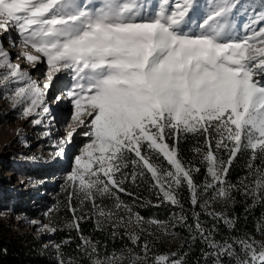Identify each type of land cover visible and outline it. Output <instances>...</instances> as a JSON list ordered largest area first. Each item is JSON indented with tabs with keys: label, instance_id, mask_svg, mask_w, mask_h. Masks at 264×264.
<instances>
[{
	"label": "snow or ice",
	"instance_id": "snow-or-ice-1",
	"mask_svg": "<svg viewBox=\"0 0 264 264\" xmlns=\"http://www.w3.org/2000/svg\"><path fill=\"white\" fill-rule=\"evenodd\" d=\"M238 4L239 0H209L203 19L195 24L198 31H193L189 14L194 0H157L155 5L149 0H0V30L14 29L26 49L25 61L46 62L48 69L41 85L0 45V69L6 70L0 84H18L11 100L22 118L35 116L31 123L42 124L50 113L46 97L54 77L62 71L71 77L66 90L52 98L54 103L67 98L73 108L66 125L70 130L53 156H64V145L72 142L78 129L88 137L64 186L71 189L68 228L80 233V223L94 215L98 230L110 225L115 237V230L122 227L132 245L141 239L139 232L129 230L133 226L152 235L144 226L154 225L174 235L175 223L186 224V218L146 220L121 200L119 193L134 195L124 185L150 180L164 201L181 209L182 186L194 207L208 208L217 200L233 202L237 186L227 176L242 151L250 153L252 186L242 181L240 190L254 203L264 202V0L240 38L233 24ZM189 135L203 137L204 148L193 149L210 177L203 185H197L193 175L200 169L181 157V140ZM221 149L228 153L226 160L218 155ZM257 159L260 166L254 163ZM73 197L79 208L73 206ZM105 199L112 204L104 205ZM86 202L92 206L91 214L83 212ZM56 210L50 208L44 215L50 217ZM207 214L235 227L229 216ZM194 219L192 239L198 236L211 249L204 253L206 261L264 264V241L244 236L220 242L214 239V229L202 225L199 213ZM28 223L38 231L58 230L38 220ZM257 231L264 235V218ZM80 239L86 264H185L182 257L168 255L150 261L147 242L143 255L127 247L102 254L99 242L82 234ZM56 249L59 264H83L65 261L60 245Z\"/></svg>",
	"mask_w": 264,
	"mask_h": 264
},
{
	"label": "trees",
	"instance_id": "trees-1",
	"mask_svg": "<svg viewBox=\"0 0 264 264\" xmlns=\"http://www.w3.org/2000/svg\"><path fill=\"white\" fill-rule=\"evenodd\" d=\"M194 147L204 148L203 137L189 135L183 138L180 143V153L186 163L200 169L199 172H194L193 175L197 185H203L205 179H210V177H207L206 165L201 161V157L193 151ZM218 155L225 160L228 157V153L223 149ZM249 158L250 153L242 151L237 155L229 169L227 180L237 186L232 192L233 202L217 200L212 202L211 207L208 208H202L199 204L194 207L191 204L190 193L186 186H182L178 190L182 209L164 201L163 196L155 197L154 189L143 186V184L137 186L127 183L124 187L134 195L129 196L124 193H119V195L125 203L133 204L134 212L139 213L145 219L153 217L161 221L175 222L174 217L183 215L186 218V224L175 223L173 228L175 257H182L185 264H212V258L206 261L204 257V253L210 252L211 249L198 236L196 240L192 239L195 234L194 213H199L200 221L206 229H214L213 236L217 241L227 240L231 242L236 237L244 236H251L257 241H264V235L257 231L258 221L264 218L261 203H254L251 195H245L240 190L243 187L242 181L244 184H248L249 187L252 186V178L249 177L247 167ZM254 163L257 166L261 164L259 159ZM44 172L41 169H34L32 174L37 177L33 178L37 181L47 180L48 178L51 181V177H42ZM245 177L249 178L245 180ZM43 188L48 187H39L35 190L16 194L12 208L17 216H24L29 220L41 219L43 222H47L50 227L58 229L55 233H51L49 247H44V238L34 234L31 230L17 232L10 227L4 229V223L0 221V264H58L59 257L56 245H60V253H62V258L65 261L76 260L86 264L78 247L81 244V234L99 242L101 253L132 247L123 228L115 230L117 232L115 237L112 235L113 229L110 228V225H105L103 230H98L94 215H92V218L85 219L80 223V233L74 228H68L67 224L72 220V213L67 207V196L68 191L71 189L65 190V187L62 190L58 189L59 191H54L56 197H43L38 203L39 199L37 198L39 197L37 196L45 190ZM209 191L211 192V190ZM2 201L5 200L0 198V204ZM202 202L203 200H201ZM103 203L110 206L112 201L105 199ZM72 204L74 207H80L79 201L75 197H73ZM91 207V204L86 202L83 205V212L91 214ZM50 208H56L57 210L50 217H46L44 213ZM212 211L233 218L235 227L229 228L223 221L216 220L207 214ZM80 214L78 211L77 215ZM140 240L138 247L142 246V239ZM65 241H68V243H65ZM50 247L53 248L50 249Z\"/></svg>",
	"mask_w": 264,
	"mask_h": 264
},
{
	"label": "rangeland",
	"instance_id": "rangeland-1",
	"mask_svg": "<svg viewBox=\"0 0 264 264\" xmlns=\"http://www.w3.org/2000/svg\"><path fill=\"white\" fill-rule=\"evenodd\" d=\"M149 2L155 5L157 0H149ZM208 2L209 0H194V8L189 14L192 17V23L189 27L193 31H198L195 28V24L203 19L207 11L206 5ZM260 10V0H239L237 9L233 13L234 34L237 38L246 34V26L251 23L252 17L257 15ZM255 26L259 27L260 25L257 24ZM0 45L12 57L13 63L19 64L24 71L31 75L33 80L41 83V85L43 84L48 71L46 62L33 65L27 63L24 57L21 58L24 56L23 53L26 49L20 44L18 33L14 29L10 28L8 33L0 30ZM31 54L39 55L34 51ZM41 59L43 60V58ZM37 65L40 66L32 68ZM5 71V69H0V74ZM70 83L71 77L67 72L62 71L56 74L52 86L47 90L48 96L46 100L50 113L43 117V123L40 125L31 123L37 117L22 118L20 108L13 106L11 97L18 84L11 82L0 84V198L5 200L0 204V221H3L4 229L10 227L17 232L31 230L34 234L44 238V247H49L51 233L38 231L37 226L28 223L29 219L15 215L12 207L16 194L35 190L39 187L48 188H43L45 190L38 194V203L43 197H56V192L54 191L64 189L66 177L75 166V158L81 154L83 147L88 143V137L81 134L84 129H78L77 134L73 136L72 142L64 145V156H53V153L58 150L57 145H59L61 138L66 137L67 131L70 130L66 129V125L69 122L73 108L71 101L67 98H62L59 103L52 102V98L60 95L62 89L66 90L65 86ZM44 132H48L49 135L44 136ZM33 157L35 159H32ZM34 169L44 170L42 177H51V181L48 178L47 180L37 181L33 178L37 177L32 174ZM142 184L153 189L150 187V180L148 182H138V186ZM154 195L155 197L162 196L156 189H154ZM260 203L262 210H264V202ZM129 205L132 206L133 204ZM152 218L150 217L146 220ZM35 220L48 225L47 222H43L41 219ZM144 227L150 228L152 235H149L148 231L140 232L134 226L129 230L139 232L142 245L145 242L149 244L150 261L154 260V257L158 255H168L171 259H177L172 255L175 253L174 235L165 234L154 225H145ZM110 228L112 229L111 226ZM171 231L173 232V228ZM129 248H134L136 252L143 255L142 246L132 245ZM103 253L106 252L104 251Z\"/></svg>",
	"mask_w": 264,
	"mask_h": 264
},
{
	"label": "bare ground",
	"instance_id": "bare-ground-1",
	"mask_svg": "<svg viewBox=\"0 0 264 264\" xmlns=\"http://www.w3.org/2000/svg\"><path fill=\"white\" fill-rule=\"evenodd\" d=\"M23 57H24V56H22L21 58H23ZM39 66H40V65H37V66H33L32 68H34V67H35V68H37V67H39Z\"/></svg>",
	"mask_w": 264,
	"mask_h": 264
}]
</instances>
